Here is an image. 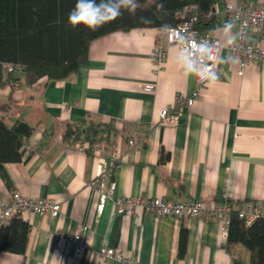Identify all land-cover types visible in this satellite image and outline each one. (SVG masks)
I'll use <instances>...</instances> for the list:
<instances>
[{"label":"crops","instance_id":"1","mask_svg":"<svg viewBox=\"0 0 264 264\" xmlns=\"http://www.w3.org/2000/svg\"><path fill=\"white\" fill-rule=\"evenodd\" d=\"M254 7L264 0H239ZM225 0L212 7L216 23L207 33L224 46L237 25L224 17ZM232 25L224 32L225 25ZM160 28L118 30L94 39L87 60L64 80H41L11 91L0 88V101L11 94L17 101L15 118L26 120L32 133L20 162L7 163L10 180L0 178V198L14 194L51 198L60 204L56 218L26 212L30 225L24 254L0 252V264H121L99 261L100 247L121 249L137 264H248V252L222 248L226 225L217 219L157 217L140 208L118 213L111 200L96 215L99 191L114 183L113 200L124 197H160L170 201H203L206 206L227 202L244 208L254 204L264 217V66L236 63L218 57L223 75L207 82L192 106H181L175 124L162 123L159 112L196 87V75H185L176 46L167 48L161 68L150 53ZM251 40L264 50V32ZM153 82L146 93L139 84ZM100 125L98 135L119 146L114 171L95 175L108 166L106 153L80 150L63 139L67 124ZM133 140L132 146L128 141ZM161 153L168 155L161 160ZM101 185V187H99ZM186 230L185 249L179 254L180 229ZM56 229L90 238L89 250L75 256L54 248Z\"/></svg>","mask_w":264,"mask_h":264},{"label":"trees","instance_id":"2","mask_svg":"<svg viewBox=\"0 0 264 264\" xmlns=\"http://www.w3.org/2000/svg\"><path fill=\"white\" fill-rule=\"evenodd\" d=\"M216 0H162L164 10L157 11L161 0H138L136 16L127 11L114 22L105 24L97 31L85 27L72 28L68 14L76 0H0V88L15 89L33 86L41 80L60 81L76 73L87 60L89 44L96 38L118 30L132 28H160L176 26V14L187 6H193L197 16L196 28L207 30L216 23L212 11ZM149 17L151 24H143L139 17ZM10 65L11 70L3 67ZM17 101L11 94L0 101V178L10 186L4 165L20 162L24 146L32 133V126L23 119L15 118ZM98 127L93 123L67 124L63 139L68 142L79 140L98 141ZM168 155L161 153L160 159ZM231 206L227 220L226 235L222 248L231 253L235 246L248 252V264H264V217L258 216L246 225L238 217L241 208ZM30 225L20 215L14 214L6 224L0 225V252L24 254ZM186 230L180 229L179 254L185 249ZM233 264H244L239 257Z\"/></svg>","mask_w":264,"mask_h":264},{"label":"built area","instance_id":"3","mask_svg":"<svg viewBox=\"0 0 264 264\" xmlns=\"http://www.w3.org/2000/svg\"><path fill=\"white\" fill-rule=\"evenodd\" d=\"M193 9V6L185 7L176 14L179 20L176 26L169 27V29H160L150 53L151 60L156 68H161L163 65L167 48L170 46H176L183 51L196 69H202L207 64L216 73L217 79L223 75V67L218 62V57L222 52H224L226 63H236L240 72L243 71L246 65L251 63L264 66V50L251 40L253 31L262 30L264 32V5L254 7L251 3L241 4L239 0H225L224 17L227 21L236 24L237 30L229 39L232 43L228 41L224 46L211 34L196 28L198 19L193 13ZM212 13V11L209 12V14ZM199 43H209L213 46L212 60H208L207 57L199 54L193 56L192 50ZM3 67L8 70L12 69L10 65L6 64H3ZM207 82L196 76V87L190 94L178 95L174 104L160 110L159 117L161 122L175 124L180 107L192 106ZM139 88L143 92L152 93L155 91V84L153 82H144L139 84ZM133 144V140L128 141L129 146ZM73 145L80 150H90L93 153H106L109 155L110 163L108 166H96V177H99L104 172L110 175L115 170L121 157L119 146L107 139L98 141L79 140L75 141ZM113 189L114 183H111L108 191H99L95 208L97 216L102 213L107 200L113 202L118 213L126 211L131 214L134 208H140L157 217H171L176 220L199 217L204 220H221L227 225V220L231 213V206L227 202L208 207L200 200L174 202L160 197H124L113 200ZM26 212L56 218L60 212V204L51 198L23 197L19 194H14L9 200L0 198V225L6 224L12 215L17 214L22 217ZM237 214L238 217L244 220L246 225H249L260 215V212L256 205L249 204L239 209ZM225 235L226 230L224 231V237ZM52 240L55 250L65 252L68 249H72L75 256L83 255L90 248V238L82 233H68L56 229ZM97 254L99 261L111 259L121 264H137L136 259L124 256L121 249L100 247Z\"/></svg>","mask_w":264,"mask_h":264},{"label":"clouds","instance_id":"4","mask_svg":"<svg viewBox=\"0 0 264 264\" xmlns=\"http://www.w3.org/2000/svg\"><path fill=\"white\" fill-rule=\"evenodd\" d=\"M139 8L138 0H76L75 6L68 14V24L72 28L83 26L89 31H97L105 24L114 22L117 18L121 17L125 11L130 16H136L137 9ZM157 11L164 10V3L159 2L156 4ZM139 21L143 24H151L153 21L149 17L141 16ZM232 25L224 26V32L228 33ZM163 29H169L167 25ZM232 43V41H229ZM212 45L209 43L196 44L192 50L193 56L199 54L212 60ZM198 50V52H197ZM182 67L185 75L195 74L202 81L206 80L209 84L215 82L217 79L216 73L206 64L202 69H196L187 57L182 58Z\"/></svg>","mask_w":264,"mask_h":264}]
</instances>
